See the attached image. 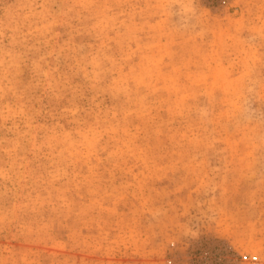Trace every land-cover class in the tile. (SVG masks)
<instances>
[{"label": "rangeland", "instance_id": "rangeland-1", "mask_svg": "<svg viewBox=\"0 0 264 264\" xmlns=\"http://www.w3.org/2000/svg\"><path fill=\"white\" fill-rule=\"evenodd\" d=\"M0 264H264V0H0Z\"/></svg>", "mask_w": 264, "mask_h": 264}, {"label": "built area", "instance_id": "built-area-1", "mask_svg": "<svg viewBox=\"0 0 264 264\" xmlns=\"http://www.w3.org/2000/svg\"><path fill=\"white\" fill-rule=\"evenodd\" d=\"M252 259H253V260H257L258 257H257V256H252Z\"/></svg>", "mask_w": 264, "mask_h": 264}]
</instances>
